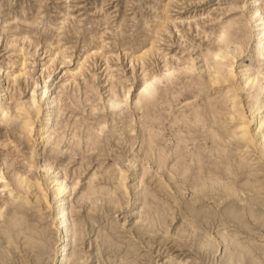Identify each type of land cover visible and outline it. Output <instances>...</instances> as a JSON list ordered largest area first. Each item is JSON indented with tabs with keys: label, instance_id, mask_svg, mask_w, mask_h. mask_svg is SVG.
<instances>
[{
	"label": "rangeland",
	"instance_id": "obj_1",
	"mask_svg": "<svg viewBox=\"0 0 264 264\" xmlns=\"http://www.w3.org/2000/svg\"><path fill=\"white\" fill-rule=\"evenodd\" d=\"M259 1L264 3V0ZM249 2L0 0V70L3 75L0 85L8 86V79L22 67V72L26 73L17 79L16 87L8 88L4 102L12 108L15 101L26 99L33 80L49 69L54 70L51 83H64L62 89H57L62 97L58 122L66 126L64 139L59 146L51 142L36 145L35 151L40 156L35 160L37 166L45 161L60 165L69 181L77 183L72 197L73 218L78 227L89 232L85 236L87 239L101 233L97 243H102L101 254L105 260L121 255L127 244L136 249V253L127 258V264H155L154 250L160 247L171 255L190 260L198 254L193 249L198 239L179 238L174 234L176 231L221 232L228 239L230 237V241L251 243L249 245H254L256 250L259 248L256 253H261L264 245V154H260L259 149L245 152L236 146L235 138H226L224 131L237 128L236 121H230L228 116L224 122L220 120L218 128L210 126V114L206 112L212 104L221 100L218 104L221 112L227 110L228 94L224 89L210 90L202 86L198 80L202 79L204 69H200L201 63L196 61L193 71L174 72V79L162 83L150 103L138 106L133 103L144 78L160 70L166 72V67L174 71L173 63L188 62L198 53L213 50L216 47L213 37L223 26L232 25L228 36L232 42L241 41L245 35V39H250ZM149 47L153 50L144 54ZM235 60L238 67L251 63L248 51ZM79 65H82L80 70L77 69ZM254 65L258 67L259 63ZM72 71L79 74L67 81ZM112 84L117 92L130 90L127 105L113 113L99 100ZM195 84L202 90L196 89ZM20 90L21 95H18ZM254 91L249 88L240 98L249 103ZM104 121L108 128L95 142L97 144L83 143L84 129L93 130ZM126 121L127 127H124ZM8 122L9 117L0 120V167H8L9 172L19 171L34 182L39 169L26 170V157L33 143L20 137L13 130L15 123ZM211 132L218 138L209 139ZM119 134L121 139H118ZM148 148L154 156L157 154L154 160L162 151L161 155L167 159L163 170L158 171L156 162L144 158L147 152L149 154ZM121 155L134 157L138 175L145 171L139 185L141 197L136 205L130 204L129 191L119 206L115 196L107 194L116 184V162ZM236 157L244 166L240 161L237 163ZM235 162L240 164L234 165ZM208 180L220 183L218 191L205 185L201 187V183ZM84 187L92 193L86 200L79 201ZM157 206L168 214L164 223L167 222L166 233L149 230L143 221L144 214ZM20 220L26 228L16 225ZM51 234L48 218L37 207L22 200L8 201L0 216V264H47ZM118 247L121 251H114Z\"/></svg>",
	"mask_w": 264,
	"mask_h": 264
},
{
	"label": "bare ground",
	"instance_id": "obj_2",
	"mask_svg": "<svg viewBox=\"0 0 264 264\" xmlns=\"http://www.w3.org/2000/svg\"><path fill=\"white\" fill-rule=\"evenodd\" d=\"M249 1L250 2L247 14V24L249 23V25L251 26L250 39H245V35V38L241 41H238L239 39L237 40L238 42L230 41L228 39V36L229 31H231L230 28H232V25L230 27V23L228 22L229 24L223 26V28L218 31L216 36L213 37V40L216 43V47L213 50L207 49L206 52L198 53V56L196 58L194 57L188 62L180 61V63H178V61L177 63H173L172 68H176L174 71H169L170 68L166 67V72L160 70L158 73L149 74L146 78H144L139 84L133 103L138 106L140 103L143 102H151V100L155 98L157 91L161 87V84H167L174 79V72L178 71L180 74H187L192 70L193 67H195L194 63L196 61H199L201 63L199 68L204 69V71L202 72L203 74L201 76L202 79L198 80L199 83L202 84V86L205 85V87L210 88V90L214 88H223L225 94H228V99L226 100L227 103L225 105L227 110L225 112H221V108L218 105L219 103H221V100L218 104H210L211 106L208 104L210 106V110L208 109L209 111H207L206 113L207 115L208 112L210 114V118L208 121L211 124L210 126H213V128L217 126L215 128H218V126H220L219 123L222 122L220 120H223L224 122L228 116L230 121H236L237 128L234 131H224L226 132V138H235L236 146H238V148L241 147L242 150H244L245 152H248L250 150L256 151L259 149L260 154H264V3H262V1L260 2L259 0ZM152 50L153 48H150L146 52H144V54ZM244 51H248V56L249 59H251V63L238 67L236 66L235 58H238V56ZM64 62L65 61H62V63ZM255 63H259L258 67L254 65ZM22 65H25V63H23ZM82 65H79L77 69L80 70ZM23 68L24 67H22L15 74H13L10 80L8 79V86L0 85V120L5 121L9 117V121L11 123H15L13 126V130H15L16 133H18L20 137H22L24 140L33 143H31L32 145L29 148L30 152L26 157V170L27 172H31L32 168H38L40 173L38 176H36L35 181L32 182L27 177V175L19 173V171L9 172L7 169L8 167H0V197L2 196V200L0 201V216L3 214L4 209L8 204V201L16 200H22L29 205H34L38 208L40 212H42V214L46 215V218H48L49 220V231L51 230V235H53V238L50 239L52 241L49 251L50 253L47 259V264H127V258L131 254L136 253L135 248L127 244L121 255L119 254L114 258L107 257V259L105 260L104 258H102L101 254L100 245L102 243L99 242L101 243L100 245H98L97 243V239L100 238L101 233H96L95 238L87 239L85 236H87L89 232L85 231L84 228L78 227L77 221L73 218L74 200L72 199L76 190L77 183L69 181L67 174L64 173L60 165L54 166L52 162L45 161L41 165L37 166L35 157L40 156V153L35 151V146H43L45 143L48 142L53 143V145L55 144L59 146L64 139L63 135H65V133L63 129L66 126H61L58 122V118L62 114L60 111V100L62 99V97L60 96L59 90L57 91V89L63 88L64 83L58 84L59 82L55 83V81L51 83L50 81L54 75V70L49 69L46 73L39 74L38 78L33 80V82L29 86V91L26 96V99L20 102L15 101L16 103L14 104V106L12 108H9L10 106L6 105L4 102V99L7 95V90L8 88H13L16 85L17 79H19L20 76L24 74L26 75L25 72H22ZM78 74L79 73L77 71H72V73H70L67 77V81L71 80V78L74 80ZM2 80L3 75L1 74L0 70V83L2 82ZM196 84L198 85V82ZM196 84L194 86H196ZM114 85L112 84L109 88H107L105 93L101 97H99V100L101 99L103 101V107L112 113L119 110V107H124V105H127L129 98L128 94L130 92L129 89H125L122 92H117L115 90ZM199 86H196V89L199 88ZM249 88L254 89L255 91L252 99H250L249 103H246L240 97L242 93H245ZM18 95H21V90L18 91ZM223 104L225 103L223 102L222 105ZM195 108L198 109V107ZM195 115L196 114H194V117ZM201 115L200 117L203 118V116ZM209 116L206 117L207 120ZM130 122L131 121H129L128 123ZM190 122V124H193L191 120ZM98 124L99 125H97L96 128L93 130L84 129V132H82L83 143H85L86 145H94L97 144L95 142L100 137H103L102 134L108 128L107 122L104 121V124ZM221 124L223 125V123ZM124 127H127V121L124 122ZM188 128L191 127L189 126ZM208 130L206 131L208 132ZM123 131L127 133L126 130ZM223 133H221V135ZM111 134L110 136H112L114 133L112 135ZM205 134L207 133L205 132ZM210 135L211 138L209 139L213 141V139H215L216 133L211 132ZM125 137L127 136L125 135ZM216 137L218 138V136ZM121 138L122 137L119 134L118 139ZM152 139H154V137ZM150 147H152V144ZM148 149L149 154H147V152L144 158L148 162H156V168L158 171L161 169L163 170L164 166H166L167 159H165V156L161 155L163 154L162 151L158 158H156L157 160H154L155 156L157 157V154L154 156L153 152L150 151L151 148ZM237 159L238 158L236 157V161ZM240 162L242 163V166L243 162ZM237 163L235 162L234 165L238 166L239 164ZM2 164H5L4 161ZM184 167L186 168L185 165ZM180 170H182L181 167ZM198 170L200 171V169ZM144 175L145 171L142 172V175L137 174V163L134 157L127 158L122 155L118 156L114 174L116 184H113L112 188L107 191V194L109 195L110 193L111 195L115 196V203L119 206V204L123 203V199L127 197V191H129L130 204L136 205L141 197L139 185ZM197 178L195 181L196 183ZM129 180L130 183H128ZM213 181H204L203 183H201V187L205 185L206 187H210L211 190L217 189L218 191L220 183L217 185ZM223 187H225V185ZM91 193L92 192L89 191L88 187H84L83 190L80 192V195L78 196L79 201L86 200L87 198H89L88 196ZM102 194L105 195L106 193ZM144 201L146 202V199ZM143 204L145 205V203ZM167 215L168 214L166 213V210L164 208L158 207L154 209L152 207L150 211L144 214L143 221H145L146 225L149 226V230L151 228L154 231L156 230L166 233L168 232L167 227H165L167 222L165 225L164 223L166 221ZM45 232H47L46 229ZM180 232L176 231L174 234L179 238L188 239V237L190 238V236H192L191 238L196 237V240L198 239V242L195 243L196 248H193L197 250L198 254H195V256H193V258L189 260L185 257L180 258L171 255L169 252H167L166 250H162L160 247L154 250V253H156L157 256L155 264H192V262H199L198 264H264V245L261 248V253H256L259 248L258 250H256L257 248L253 247L254 245H249L251 243L244 244L239 241L237 242L236 240L230 241L231 238L229 237V240L224 234H221V232H215L216 234L214 233V231L213 233L209 234L202 233L201 231V233L199 234L195 232ZM103 233L105 232L103 231ZM82 245L84 246L83 249H81L82 247H80ZM260 246L262 245H259L258 247ZM120 247L115 248L117 250L114 251L117 252L119 250L120 252ZM108 250L111 251L109 248ZM144 256L145 258L147 257V255ZM133 264H135V262Z\"/></svg>",
	"mask_w": 264,
	"mask_h": 264
},
{
	"label": "water",
	"instance_id": "obj_3",
	"mask_svg": "<svg viewBox=\"0 0 264 264\" xmlns=\"http://www.w3.org/2000/svg\"><path fill=\"white\" fill-rule=\"evenodd\" d=\"M16 225H19V226H23L24 227V223L20 220L19 222H18V224H16ZM24 228H26V227H24Z\"/></svg>",
	"mask_w": 264,
	"mask_h": 264
}]
</instances>
